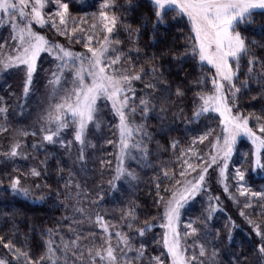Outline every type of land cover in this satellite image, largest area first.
Wrapping results in <instances>:
<instances>
[{"label": "snow or ice", "instance_id": "obj_1", "mask_svg": "<svg viewBox=\"0 0 264 264\" xmlns=\"http://www.w3.org/2000/svg\"><path fill=\"white\" fill-rule=\"evenodd\" d=\"M5 27L0 73L19 93L0 96V193L70 214L36 239L0 212V264H264V0H0ZM105 126L113 152L90 156ZM145 170L150 204L129 198Z\"/></svg>", "mask_w": 264, "mask_h": 264}, {"label": "trees", "instance_id": "obj_2", "mask_svg": "<svg viewBox=\"0 0 264 264\" xmlns=\"http://www.w3.org/2000/svg\"><path fill=\"white\" fill-rule=\"evenodd\" d=\"M93 2V0H80L81 4H91ZM98 2V0H97ZM120 2L122 3L123 0H120ZM86 11H92L94 9L92 8H86ZM186 20V18H185ZM180 26L178 25H174L172 28V32L169 33V36L171 39L175 40V43L177 45V50L179 52H183L184 51V42H185V36L187 35V29H184V35L180 34V31H178V28ZM4 31H8V29L5 27L2 30ZM174 34V35H173ZM49 35H51V33H49ZM148 37L145 36L141 39V43H140V47L142 49H144V44L147 42ZM63 42V41H62ZM76 51H81L83 50L81 47H76L75 48ZM145 51L148 52L149 55H151V53L153 51H157V48H153V47H149L147 49H144ZM192 64L193 62L191 60H189L187 63H185L184 67L188 68L190 71H192L193 76L189 77V80H191L194 76L199 75L200 73V69L199 67H195L192 68ZM2 80V76L0 75V81ZM4 85H2L0 83V96H4ZM137 87H141V85L137 84ZM175 87V85H173V88ZM253 95L255 93H252ZM191 95V94H189ZM7 99V97H5ZM15 97H12L11 100H9V103H14L15 102ZM251 110V109H249ZM169 115H171L169 113ZM147 123L152 127L155 128L156 125L158 124V120L155 118V116H153V118H150ZM183 128L184 125L182 123L178 122V128L176 131H173L170 135L171 136H175L178 138H182V139H186V136L183 133ZM157 140H160L161 143L165 142L166 137H161V136H156ZM250 147L249 142L246 139H241L239 148H240V153L246 152L248 150V148ZM41 157H39L40 159H43V154H40ZM167 157H164V159H166ZM20 164V166L23 168L25 166H31V161L29 162H23L20 161L18 162ZM53 166H55V161L52 162ZM5 171V168L3 166H0V175L3 174V172ZM154 174V173H153ZM152 174V175H153ZM152 175H150L149 177H151ZM264 181H261L259 179L256 180L257 185H259L260 183H262ZM5 184H7V181H4ZM62 183V181H61ZM149 193V187L146 183H143L140 185V189L137 192V194L132 197V198H136L138 199V202L143 203L145 200H147V202L150 204L151 203V197L148 195ZM37 195H39V193H37ZM230 203H229V207H230ZM18 209L20 212V215L17 217V223L20 226V230L21 232H27L28 231V224L31 223L33 224L36 228H37V236L36 239H39V235H38V230L42 227L44 228H51V227H55V222L56 220L61 216V215H67L68 213H65L62 209L61 210H52L48 207V205L46 204H31L30 202H26L23 200H20L19 204L16 205H1L0 203V212H4V213H10L12 211V209ZM70 214V213H69ZM152 215H155V209H153ZM77 219H79V217H77ZM145 216L143 214L140 215V220H144ZM238 222H241L238 220ZM69 223H65L63 225V228L65 230V232L67 231V228L69 226ZM0 234H2L4 231L7 230L8 228V224L3 220L0 219ZM157 234L162 235V230L159 229V227H157L156 229H153V232L149 235L148 237V244L151 246L149 249V254L150 255H158L159 251H153L152 249L156 248V245L153 244V238L156 237ZM224 259H226V257H222Z\"/></svg>", "mask_w": 264, "mask_h": 264}, {"label": "rangeland", "instance_id": "obj_3", "mask_svg": "<svg viewBox=\"0 0 264 264\" xmlns=\"http://www.w3.org/2000/svg\"><path fill=\"white\" fill-rule=\"evenodd\" d=\"M2 30H3V28H0V38L7 37L8 36V31H4L3 32ZM43 67L44 68H48V67H50V65L44 64ZM0 75L2 76V80L0 81V83L2 85H4V86L5 85H11L12 88L19 93V90L17 88V83H18V80H19V76L15 72H12V73H9V74L0 73ZM33 118H34V113H33V116L29 117L28 120L20 121V123H22V124L30 123ZM137 119H138V117H137ZM94 131H95V129H94ZM105 137L111 138V131H110V129L107 126H105L103 132H97L96 133V139H94L92 142L94 144H96L98 150L96 152H94V153L91 150H89V155L90 156L98 157V156L106 155L107 153L113 152V148L111 146L104 145V138ZM101 145H104L103 151H99ZM74 158L75 157L73 156V159ZM66 160H67V164L70 166L71 163H72V160H68L67 157H66ZM97 164H98V161H97L96 164L89 163L88 168L94 170V169H96ZM11 167H12V165L8 164L7 165V170H10ZM133 167H135V165H133ZM77 171H78V169H77ZM152 174H153V172L151 170H145V171L141 172L142 181H141L140 185L143 184L144 181L147 180V178H149V176L152 175ZM87 175H88V177L92 178V179L89 180V184L90 185L91 184H95V183H99L100 176H99L98 172L89 171L87 173ZM108 176H109V174L106 173L105 176H104V179L107 180ZM140 185H139V188L135 190V195L139 191ZM117 197H119V194H117ZM129 198H132V196L130 195ZM0 203H1V205H16V204L20 203V200L19 199H14L11 196V194H9V193H0ZM103 207L105 209L109 210L110 212L115 213L117 215V217H118L119 204H117L115 202H109V203H105L103 205ZM196 208H197V210H199V205H197ZM229 208H231V206ZM69 213H70V210H69L68 214ZM186 218L187 217H185V219ZM238 223H240V222H238ZM84 227L87 228V225H85ZM189 243H191V241H189Z\"/></svg>", "mask_w": 264, "mask_h": 264}]
</instances>
